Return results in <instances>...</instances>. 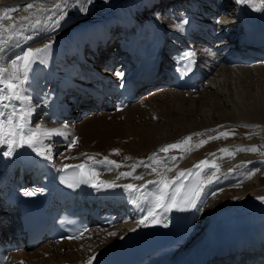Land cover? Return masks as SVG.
Wrapping results in <instances>:
<instances>
[{
	"label": "bare ground",
	"instance_id": "1",
	"mask_svg": "<svg viewBox=\"0 0 264 264\" xmlns=\"http://www.w3.org/2000/svg\"><path fill=\"white\" fill-rule=\"evenodd\" d=\"M23 1L25 0H0V16L6 14L4 11L5 9H16L17 11L18 9H24L28 3H32L34 5L32 9H29L27 12H20L24 16H28L29 13H35L32 19H39L41 21L40 25L35 29H28L26 34L30 35H33L34 33H40L42 35L46 32H49L50 29L54 27V25L52 26V23L55 24V22L50 23L46 20L48 15L44 16V18L39 16L41 12H46V9L48 10L50 7H55V9L51 11L49 9V11L53 13L56 11L57 5L72 3L70 0ZM108 1L109 3H112L111 0ZM176 1L177 0H144L142 9L143 11L151 12L155 8H160L162 9L161 13L166 14L168 13L165 12L164 9L166 3H174ZM105 2H107V0H96V6ZM116 2H118V0ZM234 8H236V3L233 0H221L220 3L216 2L214 7L217 12L215 20L221 18L223 21H228L229 19L238 18L236 12H231ZM11 12L14 11L8 12L7 15H10ZM113 14L121 21H127L129 19L128 11L120 1L115 6ZM168 15L169 14H167V16ZM211 15H213V11L209 18H211ZM13 16L14 15L11 16V20L4 19L0 22L8 25L21 17V15H15L16 17ZM104 19L105 18L102 20ZM66 23L67 20L65 17L59 18L60 26H64ZM100 24L101 23L94 24L89 28L79 27L78 29H75V31H73L70 36L65 38L64 42H62V45L68 43V47L61 49V45H57L56 47L54 42L53 44L51 43V48L42 55L43 63L37 62L32 65V70L28 73V81L24 85V92L31 97V103L35 104L30 105L34 111L29 118L30 122L26 126V129L39 127L41 129H58L64 133L62 136L53 135L50 139L42 138L41 142L36 146L37 150L43 149L45 147L44 141L46 140H52L57 144L60 143V147L65 149L66 154L65 156L63 155L58 157L57 163L63 166L85 163L80 160L91 156L93 159L90 161L92 164H94V169L91 170L85 163V170L88 171L89 174L95 172V176L93 177L96 181H109L107 173L111 170H114V165L102 163L106 157L107 159L110 158L116 162H123L126 160V157L129 158L127 156L129 154L126 152L130 147V153L135 154L137 157H145V154L153 149L159 141L163 140L164 142L171 140L175 137V135L190 132L192 129L185 123H192L194 125L193 129L197 127V129H201L202 131H209L207 132V138H203L202 135L195 137L193 147L198 150H196V152H194L187 161H184L178 169H172V171L165 173L162 179H164L165 182L173 181L175 180L177 173L182 170L191 169L193 173H195L199 170H196L194 166L202 160H207L210 164L215 161L218 165V171L217 168L213 169L211 175L209 176L210 178L207 181L204 178L197 180L198 176L196 175L181 177L177 182L179 185H181V194L186 193L188 189L196 183L200 184L199 197L208 191V188L214 192L219 187L234 183L238 179L236 177L233 178L236 171L234 170V172H228V169L232 167H234V169L241 167L249 159L246 158L247 160H244L242 157V159L239 157V159L233 160L230 165H224V163L222 164L221 161L224 158L226 152L220 151L219 148L231 142H236L238 144L235 145L234 149L242 147L240 144H248L249 142L255 143V136L253 134L244 131V129H238L235 124L237 122H248V125H252L251 123L258 122V124L263 125L260 127L264 128V79L262 80L258 78L255 80L261 84L258 86L254 85L256 87V91L252 96H250L252 101L248 99L246 94H236L235 99H233V106L231 108H226V111L218 116L221 125L216 127L214 126L215 124L213 122V116L211 115L212 110H207L205 113H202L200 115L201 118L199 122H191V120L182 121L187 118L188 112L193 110L197 112L196 108L201 103L199 104L198 102L197 104V102L194 100L191 101V105H185L189 103V100L194 98V96L203 94V90L193 94L179 92L175 89L154 90V92L151 93L152 95L149 94L151 96L146 101H144L145 98L143 99L144 103H147V106H149L150 111H146L140 107H137L139 104H130L126 109L120 110L113 107L111 108L110 106H104L102 103H100L102 106L93 109L94 111L89 112L88 115H91L90 113L93 112H98L89 117L82 116V118H84L83 120L80 117V114V120H77L76 118H69V116L59 118V113L61 111V99H58V97L63 95L66 91L68 94H70L71 90H67L66 84L62 83V85L56 84L53 92L49 91L48 89L52 87H49V84H44L43 80L48 78L50 81L55 79V81L58 82L59 79H56L55 75L49 70L53 59L62 55L68 58L73 53L71 52L73 50L75 52H79L77 49L78 45L80 46L81 43L79 42V44H77V42L80 37L82 35L89 37L95 29H99ZM114 26L117 29H120L119 25ZM215 26L216 25H214V27ZM149 31L150 33H148V35L151 36L150 40H154L156 32L153 30ZM5 35H7V33H5ZM52 40L53 38L49 39V37L45 40H39L38 43H35V45L33 44L34 46L32 48L34 49L43 47L44 44L49 43ZM20 43L21 41H19V43L14 46H10L3 55H0V68H4L6 66L7 68L11 69V62L14 60L17 51L23 48L22 44L20 45ZM263 65L264 64L242 67L248 69L245 71L241 70V67L228 69L225 68L224 77L230 75H233L234 77L243 76L245 79L250 78L253 80V74L259 72L264 73V69H262ZM236 81H238L239 84L241 82L239 79ZM213 96H215L216 99H219L217 94L214 93ZM13 103L19 105L18 101H13ZM155 109L160 114V116H156L155 114V117H160L158 121L161 122H152L149 124L145 123L146 116L151 118L154 113V111L151 112V110ZM0 111L7 110L0 108ZM41 111H45L44 117H42V119L45 121L42 120L41 115H39L38 119L41 121L37 125L31 126V123L36 120V114H40ZM146 112H149V114ZM45 116L48 117L45 118ZM163 121H166V123L162 124ZM172 127H176L175 133H171L170 128ZM224 132H228L229 135L227 137L221 136L220 133ZM75 136H78V138ZM217 136H219V138L209 139V137ZM73 139H76V143L74 146H71ZM202 140L207 141V143L201 146L200 141ZM127 144H130V146H127ZM88 148L91 150H88ZM108 149L119 150V153L116 156L106 155L105 158L102 157L104 155L103 152H106ZM6 150L7 145L0 144V171L3 170L2 167L4 163L6 166L7 161L10 163L9 170L11 172L17 165L25 162L32 164L35 161V156L38 158L41 157L36 155V151H33V149L28 147L17 148L11 156L3 155ZM87 151H90L89 155H87ZM56 152L57 151L53 153L54 159H56ZM212 153L215 155H210ZM128 160L129 159H127V161ZM90 167L92 168V166ZM116 171L118 172V180L121 179L123 181L124 178L126 182H130L131 185L134 186L143 181L142 176L144 174H148L150 172L149 170H144L142 173L137 174V171L139 170H134L133 172L130 171V175L120 176L119 173H127V171L122 169L120 170V168H117ZM241 171H243L241 172L242 178H245L244 176L247 171H245L243 168ZM149 174L146 175V177L149 176ZM1 176H3V174H1ZM136 176H140L141 179H135ZM238 180H240V177ZM160 181L161 180L156 183L157 185L153 184L146 190L140 189L141 191L139 192H131L123 187L121 190H112L107 194H113V197L116 196L118 201H122L124 208L129 207L131 209L132 207L137 216L140 210L143 209L145 214L142 220H144L145 217H148V219L144 220L143 224L140 223V225H137V227L132 228L125 234L114 236L98 233L96 238H94V248H85L84 245H76L75 247H71L85 238L87 233L82 238L76 239L72 242H62L61 244H39L34 247L27 245L24 241H21L20 244L23 246L25 252H18L15 254L13 261H16L18 264H87L89 258L93 256H95V258H107L111 256L129 257L133 253L137 252L143 245L148 244L149 242L154 244H164L171 240L179 239L180 230L184 227H187L190 218L194 213V207L187 204L186 200L181 194L177 195V203L172 209L168 208L165 210L163 207H157L156 196L159 194V191L162 187V185L159 183ZM258 182L259 184L263 183L260 179ZM124 185L127 184L123 183L122 186ZM170 190L175 191V188H172L170 185ZM262 197H264V189H262V191L255 192L253 195L252 193L250 195H245L243 198H241L242 200L240 199L241 201L235 203L231 202L232 204L229 203L230 205H227L223 210L213 216V219H211V222H208L203 234L201 233L202 235L196 237L193 240H191L192 237L188 238V240H191L189 242L190 244H184L185 252L182 255H190L195 252L199 246L202 247L204 244L210 246V248H214L219 246L224 241L235 242L238 239H242L244 241L254 239L256 240L259 235L264 236V200L260 199ZM180 208H184L185 210L181 211ZM149 211L153 212L154 218L152 216H148ZM4 219L6 220V218ZM257 220H261V222L258 223ZM165 223H168L167 226H165ZM128 226H130V224ZM153 228L155 229L154 231L152 230ZM144 237H146V239H143ZM141 238L142 241L139 243V245L130 244L131 241H138ZM110 239L114 240L110 241ZM96 242H98V245H96ZM65 244H69V248H66L62 251V248ZM55 245H61V248H57ZM44 255H47V259H44ZM156 260H151L149 264H152Z\"/></svg>",
	"mask_w": 264,
	"mask_h": 264
},
{
	"label": "rangeland",
	"instance_id": "2",
	"mask_svg": "<svg viewBox=\"0 0 264 264\" xmlns=\"http://www.w3.org/2000/svg\"><path fill=\"white\" fill-rule=\"evenodd\" d=\"M116 1L117 0H111L112 3H109V1L107 0V2L96 6V0H88L87 5H86L87 6V12L81 11L82 5H81V3H78L77 0H70V2H72L71 4L67 3V4L59 5V8L56 6V11L53 13L50 11L55 9V7L54 8L50 7V8H48V10L46 9V12L45 11L41 12L40 13L41 15L39 14V16H42L44 18V16L48 15L46 17V20L49 21L50 23L56 22V20L61 18V17L62 18L65 17V19L67 20L66 25L64 24V26L59 25L58 27H53L52 29H50L49 32H46L45 34H42V35L40 33H34L33 35H31L33 37L31 40H21L20 45L22 44L23 48H21L20 50L17 51V54L15 55L14 59L17 56L22 55L25 49H27L29 47L32 48L35 45V43L39 42V40L40 41L45 40L48 37H49V39L53 38L51 43L53 44V42H54L55 46L57 47V44H61L64 37L73 29H78L79 27H83V26L87 25L88 23H91L97 19L98 20L103 19V18H107V19L109 18L110 19V17L113 14L114 8L119 3V1L121 2V4L124 5L126 10L129 11L131 14H134V12H136L135 9L138 8V12L136 15H139V16L135 15V17H134L136 23H138V26L134 30L135 32H134L133 36H131L132 41L135 38H140V37L143 38V34H142L143 31L145 29L149 28L151 26V24H155V25L159 26V24H157L158 20H157L156 14L160 15V12H161L160 10L154 9L153 12H147V14H143V16L140 15V13H139L140 8L139 7L141 6L142 2H144V0H118V2H116ZM49 9H50V11H49ZM253 10L254 9H252L251 7H248L246 5L236 4V8H234L231 12H233V13L236 12L238 16L241 15L244 19L245 18L247 19L248 13L250 11H253ZM22 11H23V9H18L17 11L11 12L10 16H12V15L24 16L23 14H21ZM229 12H227V13L230 14ZM64 13H66L65 16H64ZM173 15H175V14H173ZM161 16H163V15L161 14ZM241 20L242 19H240V21ZM229 22L230 21L224 22L222 20L221 22H219V24L225 28L226 24H228ZM167 23L171 24L169 20H167ZM53 25H55V24L52 23V26ZM67 25H70V26H67ZM173 25H174V22L172 20V27H170V29H169V27H167L166 30L169 29L168 32H172L176 35H180L178 33V31L174 29ZM159 32H160V34H162L161 31H159ZM216 45L217 44H213L212 46L215 47ZM19 51L21 52V54H19L20 53ZM75 60H76V58H71V60H69V57H68L67 59H64V60L62 58L61 62H63L64 64L68 63L69 65H73V64H75ZM54 63H55V66H54L55 74H57L58 76H63V77L69 78L68 70H64V68L59 66L60 65L59 60L57 59ZM237 67H239V66H237ZM225 68H227V69L228 68H236V66L220 64L219 66H217L215 69H213L211 71V73L209 74V76L206 77V79L203 83L205 86V88L203 90L204 93L199 95V96L198 95L194 96V98H192L193 100L192 99L189 100L190 102L185 105V106H187L188 104L191 105L192 104L191 101H194V100L197 102V104H198V102H199V104L201 103L196 108L197 112L194 110L188 112L187 118L185 120H182V121H186V120L190 121L191 120V122H195V121L199 122V120L201 118L200 115L202 113H205L207 110H212L211 115L213 116V122L215 124L214 126L215 127L220 126L221 123H220V119L218 118V116L220 114L224 113L226 111V108H228V107L231 108L233 106V99H235L236 94H241V93L246 94L248 99L250 101H252L250 96H252L253 93L256 91V87L254 85L258 86L259 84H261L260 82H257L255 80H257L258 78L263 80L264 79V73L259 72V73L253 74L252 75L254 78L253 80L250 78L245 79L243 76L234 77L233 75H230V76L224 77L225 76V71H224ZM262 69H264V65H263ZM241 70L245 71L248 69L241 67ZM235 79L236 80L239 79V81H241L240 84ZM233 80H234V82H233ZM214 93L219 96V99H216L215 96H213ZM148 95L149 94H142L139 97V99L134 103V105L139 104V106H137V107H140V108L148 111L149 106H147V103H144V101H146L152 94L149 96ZM143 99H144V101H143ZM250 101H247V102H250ZM31 104H35V103H31ZM152 111H154L153 115L151 116V118L146 116L145 123L149 124L152 122L153 123L161 122V121H158L160 119V117H155V114H156V116H160L159 112L156 109L151 110V112ZM146 113L149 114V112H146ZM38 116H39V114L37 113L35 116L36 120L31 123V126L37 125L41 121L38 119ZM71 117L73 119L76 118L77 120H80L79 117H74V116H71ZM87 117H89V116H87ZM82 120H83V118H82ZM164 123H166V121L162 122V124H164ZM185 124L189 125L190 128L192 129L190 132L183 133L180 135H175V137L172 138L171 140H167L164 142H163V140L159 141L157 143V145L154 146L153 149H151L149 152H147L145 154V157L135 156V154L130 153L131 147L128 148L126 153L129 154V155H127L129 157L128 158L129 160L127 161V159H126L123 162H118L121 165V167H119L120 170L121 169L126 170L127 173H131L134 170L135 171L139 170V171H137V174L142 173L144 170H149L151 173L149 172L150 174L148 173L149 176H147V177H146V175H148V174H144L142 176L143 181L140 183L139 188L145 190V188H147V185L149 184L148 183L149 181H152L153 183L155 182L154 185H157L156 183L163 178L165 173H167L169 171L168 169H178L180 167V165L183 164L184 161H187L188 158L194 152H196V150H198L195 147H193L194 142H195V137L198 136V135H196L197 133L202 135L203 138H207V132H209V131H207V130L202 131L201 129H197V127L193 129L194 125L192 123H185ZM251 124L252 125H248V122H246V123L245 122L244 123L243 122H237L235 124V126L238 129H241V130L244 129V131H246L250 134H253L255 136V140H254L255 143L249 142L248 144L247 143L246 144L245 143L240 144V146H242V147H239V148H249V147L254 146L258 149L257 152L238 151L237 149H239V148L234 149L235 145H238L236 142L228 143V144L224 145L223 147L219 148V150L228 149V151L224 155V158L221 161L222 164L223 163L224 164L231 163L233 160L239 159V157H240V159L243 158L244 160L249 159L247 164L243 165L241 167H244L245 170L246 169L251 170L250 171L251 173L247 172V173H245V176H244L245 178H247V177H250V178H247L245 181H243V183L240 182V184H239V181L242 179V175H241V172L236 171V174L233 176V178L236 177L239 179V177H240V180L237 179L235 181V184L238 183L237 185H235V184L233 185V183L228 184L226 186L220 185L222 187H219L214 192H212L213 194L212 193L207 194L208 197L206 199H204L203 201H201V203L199 205V210L194 214V216L192 218V223H191L190 227L188 228V230H189L188 231V238L194 237V236L196 238V237L202 235L203 232L205 231L206 226L208 225V222H211V219H213V216L216 215L217 213H219L221 210H223L224 207H226L227 205L232 204L231 202L235 203V202L241 201L242 200L241 198H243L245 195H250L251 193L253 195L255 192H259V191H262V189H264V132H262V131H264V128H261L260 126H263V125L258 124V122H256V123L253 122ZM257 125H259V126H257ZM170 131H171V133H175L176 127L170 128ZM176 134H178V133H176ZM75 137L78 138V136H75ZM186 137H191V140L188 141L187 143L182 144L180 148L170 149L168 153H164V152L160 151V149L163 148L164 146L180 142V141L184 140V138H186ZM44 144H45L44 148L47 149L48 154L50 156H52V153L54 151H57L56 152V159H55L56 162H57L58 157L63 156V155L65 156V154H66L65 149L64 148L62 149V147H58V145L56 143H53L50 140H46V141H44ZM127 146H130V144H127ZM88 150H91V149L88 148ZM89 152L90 151H87V155H89ZM103 153L105 156L102 154L103 155L102 157H104V158L106 157V155H110V156H116L117 155L114 153V149H108L106 152H103ZM229 153H233L234 155H229ZM171 156H175L176 159L175 160L168 159V157H171ZM99 157L102 158L101 156H99ZM150 157H152L153 160H150L149 159ZM108 159L113 160L110 158H108ZM259 159L261 161H259ZM85 161H88V160H85ZM141 161L144 162V165L148 164V166H143V165L137 166L133 170V168L131 166L137 165ZM157 162H164L165 164L162 166V165H158ZM251 162H253V163H251ZM256 162H258V164H255ZM259 162H261V163L259 164ZM89 164H90V166H92L91 165L92 163L89 162ZM156 167L159 168L158 171H157ZM241 167H239L238 169H240ZM123 168H125V169H123ZM127 168H128V170H127ZM116 169L117 168L114 166V170H111L107 173L109 181L112 182V181L116 180L119 183L124 182L125 181L124 178H123V181L121 179L118 180V175H117L118 172L116 171ZM153 169H155V171H153ZM259 179L262 180V182H263L262 184H259V182H258ZM242 180H244V178ZM153 183H151L149 185H152ZM202 228H203V230H201ZM121 230H122V226H115L113 228H108V229H104V230H95V232L92 231L91 234H89L83 240H81L79 243H76L75 245H73L71 247H75L76 245L77 246L78 245H84L85 248H94V245H95L94 238H96V235L98 233L103 234V235H107V233H120ZM200 230L202 231L201 232L202 234L200 233L197 236V234L199 232H196V231H200ZM111 240H114V239H110V241ZM96 245H98V242H96ZM55 247L61 248V245H55ZM66 248H69V244H65L64 247L62 248V251ZM43 257H44V259L45 258L47 259V255H44Z\"/></svg>",
	"mask_w": 264,
	"mask_h": 264
},
{
	"label": "snow or ice",
	"instance_id": "3",
	"mask_svg": "<svg viewBox=\"0 0 264 264\" xmlns=\"http://www.w3.org/2000/svg\"><path fill=\"white\" fill-rule=\"evenodd\" d=\"M78 3H81V11L87 12V2L88 0H77ZM234 2L238 5H246L251 7L256 11L264 10V0H234ZM34 5L32 3H28L23 11L27 12L29 9H32ZM59 8V5H57ZM5 15L0 16V21L4 19L11 20L12 17L7 15L10 11H16V9H5ZM35 13H29L28 16H21L18 20H14L11 24L5 25L0 22V55H3L10 46H14L21 40H31L33 37L30 34H26L28 29L32 28L35 29L41 23L39 19L33 20L32 17ZM66 15V13H64ZM62 18V17H61ZM219 22V21H217ZM184 24L187 21H183ZM59 26V19L56 20L54 27ZM177 28L183 27L182 24L175 25ZM7 33V35H5ZM52 44L51 42L46 43L43 47L38 48H27L24 50L23 54L17 56L11 62V69L5 67L0 68V108L5 109L7 111H0V144L7 145V150L3 153L5 156H11L15 152L17 148L28 147L36 151L38 156H44L45 159H49L48 151H38L37 144L41 142V139H50L53 135H64L63 132L59 131L58 129H41L37 128H27L26 126L29 124V118L34 111V109L30 106L31 105V97L24 92V85L28 81V73L32 70V65L40 62L43 63L42 55L46 53ZM195 53L192 51H188L182 57V60L187 61L191 60L194 57ZM118 76L122 78V73H117ZM13 101H18L19 105L14 104ZM196 135H200L197 133ZM221 136L227 137L229 135L228 132L220 133ZM217 137H209V139H217ZM191 140V137H186L184 140L177 142L175 144L166 145L160 149L161 152L168 153L170 149H178L181 147L182 144L187 143ZM76 143V139H73L72 145L74 146ZM207 143V141H200V145ZM238 151H245V152H257L258 149L256 147H249V148H239ZM222 152H227V149H221ZM115 154L119 153V150H114ZM86 155V154H85ZM210 155H215L214 153ZM229 155H234L233 153H229ZM89 160L93 159V157L89 156ZM125 159H128L127 157ZM153 160L152 157L149 158ZM168 159L175 160V156L168 157ZM155 162V161H154ZM102 163H107L108 165H114L116 168L121 167V165L114 161L105 160ZM147 166L144 165V162L141 161L137 165H132L131 167L133 170L137 166ZM201 165L216 168L214 163L210 164L207 160L200 161L197 165L194 166L195 169H200ZM67 167V166H66ZM74 167L81 170L82 176H87V180H82L81 182L87 183L90 182L92 177L95 176V172L89 174L86 171V164L81 163L79 165H75ZM172 171V169H168ZM155 171V169H153ZM218 171V168H217ZM131 173H120V176H127ZM199 171L193 173L191 169L189 170H182L177 173L175 180L165 182L164 179H161L159 182L162 187L159 191V194L156 196V206L163 207L167 210L170 206H175L177 201L176 197L178 194H181L180 189L181 185L177 182L180 180L181 177H186L190 175L199 176ZM250 178V177H249ZM135 179H141L140 176H136ZM149 184L153 183L152 181L148 182ZM170 185L172 188H175V191L170 190ZM70 187L72 185H69ZM92 186L96 189H106L112 187H118L119 185H115L113 182L108 181H97L92 184ZM124 188L131 192H139L140 189L136 188L135 186L129 184L124 185ZM25 195H32L31 192H25ZM182 197L186 200L187 204L195 207L196 201L200 195V184L196 183L193 184L191 188L188 189L186 193L181 194ZM264 200V197L260 198ZM181 211L185 210L184 208H180ZM148 216H153V212L149 211ZM148 219L145 217L144 220ZM144 220H141L140 223L143 224ZM166 226V225H165ZM134 230V229H133ZM109 235H117L116 233H109ZM95 260V256L90 257L87 261V264H92V261Z\"/></svg>",
	"mask_w": 264,
	"mask_h": 264
}]
</instances>
